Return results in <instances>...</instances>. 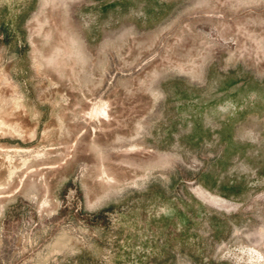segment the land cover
<instances>
[{
    "label": "rangeland",
    "instance_id": "1",
    "mask_svg": "<svg viewBox=\"0 0 264 264\" xmlns=\"http://www.w3.org/2000/svg\"><path fill=\"white\" fill-rule=\"evenodd\" d=\"M45 1L0 0V264H264V0Z\"/></svg>",
    "mask_w": 264,
    "mask_h": 264
},
{
    "label": "bare ground",
    "instance_id": "2",
    "mask_svg": "<svg viewBox=\"0 0 264 264\" xmlns=\"http://www.w3.org/2000/svg\"><path fill=\"white\" fill-rule=\"evenodd\" d=\"M68 1H72V0H51L50 2H51V9H52V12L54 11V10H57V9H60L61 7H64L65 6V4L68 2ZM49 1L47 0V1H45V3L44 4H46V3H48ZM256 3V2H255ZM53 16V18L55 19V16H56V14H53L52 15ZM51 23V22H50ZM59 28V27H58ZM9 184V183H8ZM1 209H2V207H0Z\"/></svg>",
    "mask_w": 264,
    "mask_h": 264
}]
</instances>
